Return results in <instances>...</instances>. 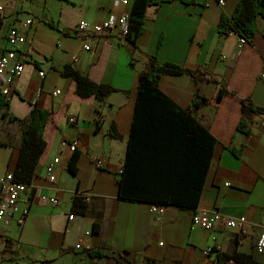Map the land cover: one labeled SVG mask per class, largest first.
<instances>
[{
    "label": "crops",
    "instance_id": "0c3cea01",
    "mask_svg": "<svg viewBox=\"0 0 264 264\" xmlns=\"http://www.w3.org/2000/svg\"><path fill=\"white\" fill-rule=\"evenodd\" d=\"M221 1L152 4L144 12L143 32L130 45L116 29L86 36L75 30L81 20L94 24L129 13L131 6L117 0H0V17H4L0 50L6 46L9 27L27 36L20 46L24 70L0 109V177L13 173L17 165L20 121L29 117L33 106L50 111L43 135L45 150L18 198L19 208L28 211L24 227L16 224L18 213L0 224V264H236L223 257L233 253H242L245 264H264V256L255 248L264 227V113L248 119L247 133L236 128L241 118L239 98L248 97L264 108V81L259 79L264 65V19L257 20L253 42L238 47L236 33L220 36L216 31L220 13L230 16L237 0ZM26 19L32 23L25 25ZM84 42L88 49L82 47ZM148 55H155L159 64L171 61L203 69L216 79L193 80L182 74L158 80L161 92L216 138L196 206L159 205L162 215L151 213V203L118 196L138 75ZM66 63L116 91L100 101L93 96L79 98L74 81L58 73ZM222 86L234 93H222L218 101L215 95ZM195 93L209 102L193 109ZM69 115L78 119L76 126L67 122ZM111 123L121 137L109 136ZM72 140L77 141L79 153L76 175L67 169L75 151L68 146ZM55 157L54 180L49 181L46 167ZM76 193L87 195L88 212L71 220L68 215ZM42 197H56V203ZM213 210L222 217L213 228L192 222L194 212ZM241 216L242 226L224 224L227 218ZM96 218L100 229L93 232ZM80 239L84 246L75 248ZM209 246L216 250L204 253ZM88 249L101 255L90 256Z\"/></svg>",
    "mask_w": 264,
    "mask_h": 264
},
{
    "label": "trees",
    "instance_id": "16d2710c",
    "mask_svg": "<svg viewBox=\"0 0 264 264\" xmlns=\"http://www.w3.org/2000/svg\"><path fill=\"white\" fill-rule=\"evenodd\" d=\"M172 0H132L129 10L128 32L123 36L125 41L134 45L137 37L143 32L147 7L152 4H162ZM193 3V0H182ZM264 19V0H237L230 16L219 15L217 33L227 36L234 32L238 37L253 42L258 30L257 20ZM0 17V29L2 25ZM52 23H50L51 25ZM62 78L74 81L73 91L79 98L93 96L103 100L116 88L103 82H94L81 73L75 66L66 63L58 67ZM187 74L193 80L203 78L216 81L213 74L203 69H188L171 61L158 63L155 55H148L144 70L138 75V90L131 122V132L127 140L122 169L119 171L118 196L121 200L146 202L152 205L195 207L203 188L205 174L213 155L216 138L202 126V123L185 109L171 101L158 88V80L163 75L177 76ZM231 92L226 86L220 87L215 95L220 100L222 93ZM8 99L0 96V109ZM241 118L237 130L247 133L248 119L257 113H264V108L255 106L250 98H239ZM208 99L194 94L193 109L206 105ZM50 111L33 106L27 119L21 123V145L17 165L13 170V178L25 183L31 182L34 168L37 166L40 154L45 150L43 138L44 128L49 119ZM109 136L118 138L114 123L109 127ZM237 153V150H234ZM77 150L72 152L68 171L77 173ZM87 196L76 193L71 202L70 213L84 215L88 212ZM100 223L97 218L93 222V232H98ZM90 256H99V250L88 249ZM242 253L224 255L225 261L245 264Z\"/></svg>",
    "mask_w": 264,
    "mask_h": 264
},
{
    "label": "built area",
    "instance_id": "2783aa9c",
    "mask_svg": "<svg viewBox=\"0 0 264 264\" xmlns=\"http://www.w3.org/2000/svg\"><path fill=\"white\" fill-rule=\"evenodd\" d=\"M117 2L124 4L126 6L130 5L129 0H117ZM222 3L221 0H219ZM31 20L26 19L24 21L25 25H30ZM129 26V16L128 13H123L119 16H114L102 20L98 23H89L85 20L79 21L75 25V30L77 35L86 36L89 34L98 35L103 31L109 29H116V31L124 36L128 32ZM27 38L25 31L20 30L19 28L9 27L5 35L6 46L4 49L0 50V96L4 99H8L10 94L13 91V86L15 85L16 79L19 77L21 72L24 70V61L23 54L20 52V46ZM247 41L245 38L239 37V45L241 47ZM84 49H88L90 46L88 43L84 42L82 45ZM38 75L42 76L43 72L38 71ZM259 79L264 81V65L259 72ZM58 89L53 91V94H57ZM77 118L74 115H69L67 122L72 125H77ZM77 141L72 140L68 146L70 150H75ZM58 162L57 157L53 159L51 163L46 167V177L49 181L54 180L53 167L55 163ZM27 185L23 182L16 181L13 178V173L6 172L3 176L0 177V224L5 219L6 216H12L15 213L17 217L15 219L17 226L22 229L25 223V215L28 213L27 209H20L18 205V198L22 192H25ZM86 195V194H85ZM87 196V195H86ZM42 200H46L50 203H56V197H42ZM150 211L152 214L162 215L163 209L159 205H150ZM73 214H69L68 218L72 220ZM221 215L213 210L209 214L194 212L192 216V222L204 226L205 228H213L214 225L221 220ZM224 221L226 226L230 228L236 226H242L245 218L243 216L238 219L227 218ZM88 234L87 231L84 232ZM84 246V242L80 239L75 248H81ZM255 248L261 252L264 256V227L261 228L259 237H257L255 242ZM216 250V247L209 246L205 249L204 253H207L212 250ZM218 249V247H217Z\"/></svg>",
    "mask_w": 264,
    "mask_h": 264
}]
</instances>
